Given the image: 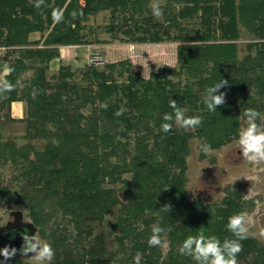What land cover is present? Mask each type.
<instances>
[{"label": "trees", "instance_id": "obj_1", "mask_svg": "<svg viewBox=\"0 0 264 264\" xmlns=\"http://www.w3.org/2000/svg\"><path fill=\"white\" fill-rule=\"evenodd\" d=\"M150 1L45 0L37 9L32 0H0V47L10 48L1 61L13 69L4 79L15 86L0 98V112L14 102L25 103V120H7L24 121L29 140L21 147L0 146V165L20 170L10 199L28 211L42 237H49L55 252L51 264H112L115 256L104 258L102 237L87 249L85 243L92 230L88 223L101 222L113 206H119L113 228L120 241L130 242L126 260L139 252L144 264H195L177 251L187 236L202 230L221 242L231 239L228 218L253 208L237 189L227 191L219 204L189 200L186 158L189 141L219 149L237 137L246 109L264 112V0H173L180 8L167 3L160 20L153 17ZM55 9L63 10L61 22L53 20ZM103 11L122 20L109 28L128 41L185 42L176 49L177 68L167 66L145 79L133 76L131 63L122 60L103 69L86 68L79 81L72 80L77 73L68 66L47 77L59 47L86 44L83 23ZM193 18L201 28L188 32L182 21ZM241 27L253 38L239 59ZM31 33L41 34L42 41L29 42ZM32 45L37 47L29 49ZM12 54L17 56L10 61ZM25 71L32 77L21 86ZM221 79L228 82L221 89L226 101L209 112L203 95ZM172 99L186 116H200L202 125L185 131L173 122L164 133L161 124L165 113H173ZM33 140L45 141L41 151ZM128 174L131 178H124ZM9 194L0 176V202ZM165 204L171 206L168 214L159 211ZM153 224L165 229V256L160 246L148 245ZM240 243L238 264H264V243L252 236Z\"/></svg>", "mask_w": 264, "mask_h": 264}, {"label": "rangeland", "instance_id": "obj_2", "mask_svg": "<svg viewBox=\"0 0 264 264\" xmlns=\"http://www.w3.org/2000/svg\"><path fill=\"white\" fill-rule=\"evenodd\" d=\"M79 1L82 3V0ZM160 3L162 8L167 3H170L169 5L173 9L180 8V5L176 4L173 0H160ZM111 16L109 11L89 16L87 21L83 23L84 29L81 32L86 44L79 45L76 48H63L61 51L62 56L60 57L59 55L58 61L49 64L47 77L57 74L60 66H68L72 71L77 73V76L72 80L79 81L81 73L86 68L103 69L106 64H118L122 60H128L131 63V73L133 76L145 79L149 78L152 73H161L167 66L177 68L176 49L179 44H185V42L162 41L159 43H140L128 41L119 31L110 30L109 26L114 27L122 24V20H112ZM136 18L142 19L139 16H136ZM182 24L188 32H192L193 30L195 32L201 28L198 18L182 21ZM172 34L176 33L172 31ZM30 36V38H39L40 36V41L42 40L41 34H31ZM252 38L242 27L240 28V37L236 41L239 59H242L246 55V44ZM36 47L29 49H35ZM9 52V49L0 50V78H3V70L6 66L1 61V58L2 56H7ZM16 56L17 54H12L10 61L16 58ZM5 62L8 61L6 60ZM31 77L32 71L23 72L21 86L25 82H28ZM169 79L177 81L179 77L169 76ZM14 106L10 112L7 110L0 112V146L14 143L18 147H21L29 141L26 139V123L24 121L12 122L7 120V116H10L11 113L14 116L21 117L23 120L26 119L25 103ZM261 114L264 115V112ZM258 123L264 124V120L258 121ZM244 124L245 117L240 120L238 132ZM234 140L235 138L231 139L230 142L219 149L213 150L210 154L204 155L203 158L200 157L202 153L198 147L200 140L193 139L189 141V155L186 158V189L189 200H199L202 205L219 204L227 191L237 189L242 193L244 200H249L253 203L252 210L245 213L256 222V226L252 229L255 232L259 227L264 226V172H259L255 166L243 161L240 150H235ZM31 143L37 151H41L45 141L33 140ZM19 171L7 163L6 165H0L1 181L4 186H10V194L0 202V228L14 221L32 225L28 211L10 199L12 194H16L21 181L17 176L19 175ZM124 178L129 179L131 175H125ZM120 186L117 185L115 188H119ZM103 188L109 189L113 187L109 184H103ZM118 208L119 206H113L101 222L90 221L88 223L92 226V230L85 243V248L87 249L89 246L94 245V238L99 235L104 239L106 247L104 258H108L109 254H114L115 258H113L114 262L112 264H133V260H126V255L130 252V242L127 240L120 241L118 231L113 228L117 220ZM49 231L50 229L45 228L46 235L49 234ZM36 232L41 239L48 243L50 242L48 236L42 237L39 234L38 228H34L33 234ZM255 239L258 240L257 238ZM162 240L163 243L160 245V249L162 255L165 256L168 244L166 238ZM258 241L260 242V240ZM23 261L33 264L31 259L24 258ZM141 264L144 263L141 262Z\"/></svg>", "mask_w": 264, "mask_h": 264}, {"label": "clouds", "instance_id": "obj_3", "mask_svg": "<svg viewBox=\"0 0 264 264\" xmlns=\"http://www.w3.org/2000/svg\"><path fill=\"white\" fill-rule=\"evenodd\" d=\"M32 3L34 8L40 9L44 6L45 0H32ZM149 7L153 17L157 19L162 17L163 9L160 0H151ZM72 15L75 18L76 13L74 12ZM52 16L55 22H61L63 10L55 9ZM12 70L11 68L7 69L9 72ZM227 84L226 80L221 79L206 89L203 95V104L209 112L216 111L218 106L225 103L226 94L221 89ZM14 87L10 81L0 78V98H6V93L13 91ZM169 106L173 109V113H165L163 116L164 122L161 124V130L164 133L172 130L173 122L178 128L185 131L196 129L202 125L203 121L200 116H186V109L179 107L176 100H170ZM244 117L245 124L240 128L234 140L235 150H240L243 161L255 166L259 172H264V124L258 123V121L264 120V115L256 109L249 108L245 110ZM198 147L204 155L213 151L211 145L207 143H201ZM159 211L168 214L171 211V206L165 204ZM255 226L256 222L247 213H236L228 218L226 225L233 238L224 239L221 242L216 235H206L201 230L195 235L187 236L177 251L180 255L190 257L195 264H238L237 256L242 251L240 243L242 240L252 236L264 243V226L253 232L252 229ZM164 232L165 229L160 224H153L148 245L150 247L162 245ZM20 235L23 243L19 249L10 246L0 249V256L4 261L14 258L19 253L22 257L31 259L33 264H51L55 252L50 243L41 239L37 232L29 235L27 231H24ZM141 258V253L138 252L133 257V264H141Z\"/></svg>", "mask_w": 264, "mask_h": 264}, {"label": "flooded vegetation", "instance_id": "obj_4", "mask_svg": "<svg viewBox=\"0 0 264 264\" xmlns=\"http://www.w3.org/2000/svg\"><path fill=\"white\" fill-rule=\"evenodd\" d=\"M31 225L22 224L17 221H14L11 224H7L6 226L0 228V234L2 237H5L6 240L10 242H14L16 240L20 241V247L23 243L21 233L24 231H27L29 235H33L34 233V227H30ZM19 247V248H20ZM24 257H22L19 253L12 259H10L11 264H28L25 261H23Z\"/></svg>", "mask_w": 264, "mask_h": 264}, {"label": "crops", "instance_id": "obj_5", "mask_svg": "<svg viewBox=\"0 0 264 264\" xmlns=\"http://www.w3.org/2000/svg\"><path fill=\"white\" fill-rule=\"evenodd\" d=\"M31 34H38L39 35V33H31ZM30 34V35H31ZM29 35V38H28V40H29V42H34V41H38V39L40 40V36H39V38H30L31 36ZM32 39V40H31ZM42 41V40H41ZM40 41V42H41ZM32 47H35L34 45H32V46H29L28 48H32ZM39 47H40V45H39ZM77 46H65V47H59V54H60V57L62 56V53H61V51H62V49L63 48H76ZM5 48H7V47H5ZM8 49H10L9 47L7 48V50ZM55 61H58V58L57 59H55V60H53L52 62H55ZM51 62V63H52ZM5 68V67H4ZM4 76H3V79H4V77L6 76V74H7V69L5 68L4 70ZM20 103L19 102H14V103H12L11 104V106H10V108H9V110H7L8 112H10V110H11V108L12 107H15L14 105H19ZM8 112H7V114H8ZM18 115V114H17ZM9 118H11V119H13V120H19V119H21V117H19V116H14V114H12L11 113V115L9 116ZM13 122H15V121H13Z\"/></svg>", "mask_w": 264, "mask_h": 264}, {"label": "water", "instance_id": "obj_6", "mask_svg": "<svg viewBox=\"0 0 264 264\" xmlns=\"http://www.w3.org/2000/svg\"><path fill=\"white\" fill-rule=\"evenodd\" d=\"M30 227L33 228L32 225ZM5 246L15 247V248L19 249L20 241L16 240L14 242H10V241L6 240L5 237H2V235L0 234V249H3ZM0 264H11V261H10V259L7 261H4L3 257L0 256Z\"/></svg>", "mask_w": 264, "mask_h": 264}, {"label": "built area", "instance_id": "obj_7", "mask_svg": "<svg viewBox=\"0 0 264 264\" xmlns=\"http://www.w3.org/2000/svg\"><path fill=\"white\" fill-rule=\"evenodd\" d=\"M7 50V48H5V47H2V48H0V50ZM2 58H4L3 56H2Z\"/></svg>", "mask_w": 264, "mask_h": 264}]
</instances>
